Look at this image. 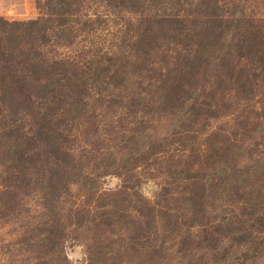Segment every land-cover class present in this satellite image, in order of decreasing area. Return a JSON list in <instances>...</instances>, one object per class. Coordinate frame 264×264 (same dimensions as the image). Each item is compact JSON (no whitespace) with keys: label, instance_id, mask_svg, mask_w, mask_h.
Wrapping results in <instances>:
<instances>
[{"label":"trees","instance_id":"1","mask_svg":"<svg viewBox=\"0 0 264 264\" xmlns=\"http://www.w3.org/2000/svg\"><path fill=\"white\" fill-rule=\"evenodd\" d=\"M241 1L36 0L37 19L0 17V264H70L76 232L82 264L264 258V163L216 148L200 160L206 150L176 130L228 109L223 83L264 86V17ZM165 122L174 130L154 149ZM156 174L192 186L178 210L136 191ZM106 176L124 193L97 191ZM72 187L87 199L62 212Z\"/></svg>","mask_w":264,"mask_h":264},{"label":"rangeland","instance_id":"2","mask_svg":"<svg viewBox=\"0 0 264 264\" xmlns=\"http://www.w3.org/2000/svg\"><path fill=\"white\" fill-rule=\"evenodd\" d=\"M244 4L240 6L245 7V12L255 18L264 17V0H242ZM36 0H0V17L6 21H27L34 20L39 17V12L35 5ZM241 64L238 68H241ZM247 68L251 67L246 65ZM254 67V65H253ZM252 68V67H251ZM243 69V67L241 68ZM257 73V70L255 71ZM264 74V73H262ZM212 83V80H209ZM239 88L250 96V101H245L244 94L237 95ZM220 94H216L218 103L225 104L228 109L213 110L207 115H198L193 120L194 124L182 123L176 127L177 132L183 130H190L184 136L190 137L189 139L195 143V148L199 145L203 147L204 153L199 154L203 160L208 158L210 152L208 148H216L217 155L215 158H255L259 162L264 163V86L256 80H252L249 76L245 78L237 77L230 82L223 83L220 88ZM208 93V91H206ZM229 94V96H227ZM212 100H210L211 102ZM215 103H217L215 101ZM237 103V105H236ZM211 114V115H209ZM211 116V117H209ZM170 123H173L171 121ZM168 122L162 124L154 133H152L151 142H153L154 149L161 147L163 141H160L161 136L169 137L168 134L174 129ZM184 134V133H183ZM182 134V135H183ZM171 140L168 138L167 142ZM180 142L186 144V153L194 149L193 144L189 145L187 138L181 139ZM175 146V144H174ZM219 148L223 150L220 151ZM184 153V155L186 154ZM224 153V154H223ZM190 156L195 157V151L189 153ZM226 154V155H225ZM207 155V156H206ZM165 158V157H164ZM137 176H141L140 171H137ZM140 173V174H139ZM146 176L152 174L151 172H144ZM200 173L195 171L194 176ZM144 175V176H145ZM143 176V175H142ZM170 180L165 179L163 175L156 174L151 179H143L136 191L147 200H154L158 204V210L162 213L165 208L178 210L177 207L181 206V198H185L183 192L191 189L190 185H167ZM132 182H130L131 184ZM165 183V184H164ZM122 183L114 176H106L97 182V191L115 193L121 190ZM205 191L208 190L204 186ZM126 193V192H125ZM128 193V192H127ZM200 194V193H198ZM87 198L79 197L77 190L72 187L69 194L61 200L60 209L62 212L69 209L72 205L77 206L83 203ZM187 219H184L186 222ZM206 222V219L202 220ZM3 230L1 231V233ZM68 237L63 246V252L70 264H82L85 257L86 242L84 237L79 233H68ZM4 238V237H3ZM129 264V263H127ZM256 264H264V258L258 260Z\"/></svg>","mask_w":264,"mask_h":264}]
</instances>
